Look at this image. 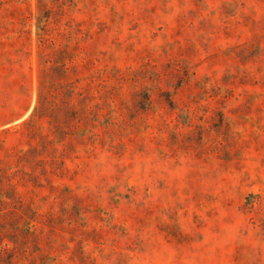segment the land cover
Here are the masks:
<instances>
[{"label":"rangeland","instance_id":"obj_1","mask_svg":"<svg viewBox=\"0 0 264 264\" xmlns=\"http://www.w3.org/2000/svg\"><path fill=\"white\" fill-rule=\"evenodd\" d=\"M0 264H264V0H0Z\"/></svg>","mask_w":264,"mask_h":264}]
</instances>
